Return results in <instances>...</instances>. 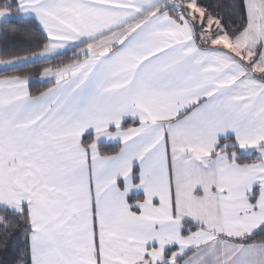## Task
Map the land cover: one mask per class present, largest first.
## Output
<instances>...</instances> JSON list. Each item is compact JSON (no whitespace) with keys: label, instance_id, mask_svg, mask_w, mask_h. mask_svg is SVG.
<instances>
[{"label":"snow or ice","instance_id":"snow-or-ice-1","mask_svg":"<svg viewBox=\"0 0 264 264\" xmlns=\"http://www.w3.org/2000/svg\"><path fill=\"white\" fill-rule=\"evenodd\" d=\"M13 16L34 36L0 56L14 264H264V0H0Z\"/></svg>","mask_w":264,"mask_h":264},{"label":"trees","instance_id":"trees-1","mask_svg":"<svg viewBox=\"0 0 264 264\" xmlns=\"http://www.w3.org/2000/svg\"><path fill=\"white\" fill-rule=\"evenodd\" d=\"M213 2V0H209ZM26 32H33L28 23L21 17L13 16V18L4 20L0 24V56H3L7 53L16 52L20 53L26 48L34 46V36L29 37L26 35ZM72 53L68 52L61 57L53 59L49 63L52 65L59 64L61 62H67L71 57ZM42 67L41 63L37 62L35 64H28L19 69L20 72L28 74L32 77L30 81V91L33 94H38L39 91H42L48 86L46 82L38 80L39 69ZM4 74L0 71V75ZM129 121L124 122L121 127L125 128L129 125ZM91 135H87L82 138L83 140L91 139ZM102 150L112 153L118 150V146L100 144L98 146ZM18 246V243L15 239H10L7 247L5 248L2 243V238H0V264H14V253L15 249Z\"/></svg>","mask_w":264,"mask_h":264},{"label":"crops","instance_id":"crops-1","mask_svg":"<svg viewBox=\"0 0 264 264\" xmlns=\"http://www.w3.org/2000/svg\"><path fill=\"white\" fill-rule=\"evenodd\" d=\"M11 18H13V17H11ZM9 19H10V18H9ZM3 21H4V20H3ZM3 21H0V24H1V22H3ZM38 80H39V79H38ZM40 81H41V80H40ZM42 82H43V81H42ZM132 120H133V117H131V115H125V116H123V117L121 118V125H122L124 122H126V121L131 122ZM137 123H138V120H137ZM109 127H110V130H113V131L115 130L114 125H110ZM87 135H91V137H94V135H95L94 130L91 129V128L86 129L85 132L82 134V138L85 137V136H87ZM114 143H115L114 141L108 140V139H106V138H104V137H100V138L97 140V144H98V146H99L100 144L113 145ZM142 195H143L142 191H140V190H134L133 192H131L130 197H142Z\"/></svg>","mask_w":264,"mask_h":264},{"label":"rangeland","instance_id":"rangeland-1","mask_svg":"<svg viewBox=\"0 0 264 264\" xmlns=\"http://www.w3.org/2000/svg\"><path fill=\"white\" fill-rule=\"evenodd\" d=\"M37 79H39L40 80V78L38 77Z\"/></svg>","mask_w":264,"mask_h":264}]
</instances>
